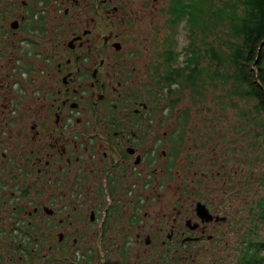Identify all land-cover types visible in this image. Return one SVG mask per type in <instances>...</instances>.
<instances>
[{
	"label": "flooded vegetation",
	"instance_id": "1",
	"mask_svg": "<svg viewBox=\"0 0 264 264\" xmlns=\"http://www.w3.org/2000/svg\"><path fill=\"white\" fill-rule=\"evenodd\" d=\"M186 1L0 0V264H236L252 249L260 130L244 157L205 72L166 74L193 52L174 38Z\"/></svg>",
	"mask_w": 264,
	"mask_h": 264
},
{
	"label": "trees",
	"instance_id": "2",
	"mask_svg": "<svg viewBox=\"0 0 264 264\" xmlns=\"http://www.w3.org/2000/svg\"><path fill=\"white\" fill-rule=\"evenodd\" d=\"M176 13L180 20L185 19L191 39L183 50L189 53L193 46V52L177 69L167 64L166 74L202 73L200 54L207 51L219 74L217 82L228 85L237 97L252 99L258 114L264 116V0H187ZM163 57L165 62L171 59L168 52ZM259 130L257 151L262 156L264 118ZM260 182L264 185V173ZM257 207V228L252 230L256 240L251 239L252 249L237 258L236 264H264V194Z\"/></svg>",
	"mask_w": 264,
	"mask_h": 264
},
{
	"label": "rangeland",
	"instance_id": "3",
	"mask_svg": "<svg viewBox=\"0 0 264 264\" xmlns=\"http://www.w3.org/2000/svg\"><path fill=\"white\" fill-rule=\"evenodd\" d=\"M166 34L169 32L166 31ZM189 30L185 27L183 28V24L179 25L177 28V32L174 35L175 40L177 41L176 49L179 53H182L180 56L186 57L187 54H183L181 48H188L191 39L188 37ZM179 43V44H178ZM188 53V52H187ZM203 59H206L208 56V52L205 51L203 54ZM224 60V59H223ZM181 61V60H180ZM178 63L180 65L182 64ZM216 66L215 63L208 64L207 67L205 65L203 72H205V77L207 78V88L205 90V94L209 100V105L211 110L218 109L219 111H224L223 119L225 118L224 128L228 132L230 137L233 138L235 136H240L243 138V153L245 154L254 153L251 151L250 146L254 142V137L259 132V126L261 124V119L259 115L252 116L250 113L248 114V118L245 116L246 112H250L253 110V103L248 102L247 100L234 96L232 93H228L226 91L229 90L228 85L220 84L217 82L219 74L215 72ZM224 71V70H223ZM205 88V87H204ZM203 88V89H204ZM249 148H245V146ZM245 148V149H244ZM262 235H264V227L261 229ZM228 259L227 261H229Z\"/></svg>",
	"mask_w": 264,
	"mask_h": 264
}]
</instances>
